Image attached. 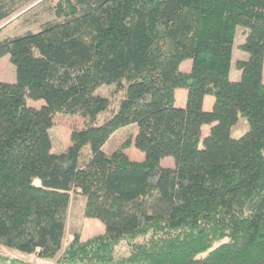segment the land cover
Returning a JSON list of instances; mask_svg holds the SVG:
<instances>
[{
    "label": "trees",
    "instance_id": "trees-1",
    "mask_svg": "<svg viewBox=\"0 0 264 264\" xmlns=\"http://www.w3.org/2000/svg\"><path fill=\"white\" fill-rule=\"evenodd\" d=\"M54 9L40 30L0 40V58L16 67L14 82L0 80V244L57 264H264V0H59ZM15 12L0 0V24ZM239 28L248 57L233 80ZM107 84L111 96L96 93ZM57 114L83 125L53 152ZM241 117L249 128L235 137ZM130 125L137 131L104 151ZM74 195L105 228L67 243Z\"/></svg>",
    "mask_w": 264,
    "mask_h": 264
},
{
    "label": "rangeland",
    "instance_id": "rangeland-1",
    "mask_svg": "<svg viewBox=\"0 0 264 264\" xmlns=\"http://www.w3.org/2000/svg\"><path fill=\"white\" fill-rule=\"evenodd\" d=\"M59 0H11L12 5L16 8V12L7 20L0 24V40L9 37L23 34L27 31H38L48 22L56 19L55 5ZM86 18H82L71 24L65 25L67 32L74 31L80 28ZM243 28H239L236 38L241 40ZM0 80L14 82L16 80V67L11 62L9 55L0 58ZM114 85H103L96 90V93L103 96H111ZM122 96V93L113 97V103L117 104ZM110 116L109 111L100 114V119L103 120ZM83 125V119L70 114H57L54 124L51 128L52 135V151L60 152L70 144V134L74 128ZM238 127L234 128L235 135H242L249 128L246 118L241 117L238 122ZM245 129L242 131V129ZM206 129V128H205ZM137 131V125H130L116 131L109 141L104 146V151L112 153L122 144L130 133ZM132 155L139 156V152L135 149L130 150ZM88 148L85 149L84 155L88 157ZM173 159V157H169ZM84 196L74 195L71 216L68 221L66 231V242L73 239L74 233L78 230L82 233V239L89 238L92 235L104 231V224L95 219L86 218L82 213ZM84 236V237H83ZM9 256L22 259L28 264H57L56 260L41 259L36 254L24 253L19 250H10L0 244V257ZM0 264H11L8 260L0 258Z\"/></svg>",
    "mask_w": 264,
    "mask_h": 264
},
{
    "label": "crops",
    "instance_id": "crops-1",
    "mask_svg": "<svg viewBox=\"0 0 264 264\" xmlns=\"http://www.w3.org/2000/svg\"><path fill=\"white\" fill-rule=\"evenodd\" d=\"M241 38H242L241 40H238L236 38L235 48L233 50V59H232V67H231V78L233 80H238L240 78V71L236 68V62L239 59H246L248 57V53L242 51L239 48V45L241 43H243V41L245 40V36L243 34H241ZM191 67H192V60H185L181 64V68L184 71H190L191 70ZM263 81H264V77H263ZM177 98H178V104L179 105H184V103L186 101V91L183 90V89L177 90ZM213 102H214V98L212 96H207L205 98V108L206 109H210L212 107V105H213ZM28 103L30 105H33V106H36V107H40L43 104V101L29 100ZM237 124L232 129V134L235 137H239V135H235L234 134V128H237L238 127ZM244 129H245V127L242 129V131ZM162 165L163 166H167V167H173L174 166V160L173 159H170L169 157H167V158H165V159L162 160ZM81 198H82V196H81ZM102 229L103 228H101L100 233H102Z\"/></svg>",
    "mask_w": 264,
    "mask_h": 264
}]
</instances>
